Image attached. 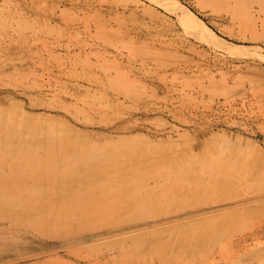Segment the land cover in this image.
I'll list each match as a JSON object with an SVG mask.
<instances>
[{"label": "rangeland", "instance_id": "374dc122", "mask_svg": "<svg viewBox=\"0 0 264 264\" xmlns=\"http://www.w3.org/2000/svg\"><path fill=\"white\" fill-rule=\"evenodd\" d=\"M262 7L0 0V264H264Z\"/></svg>", "mask_w": 264, "mask_h": 264}, {"label": "bare ground", "instance_id": "6f19581e", "mask_svg": "<svg viewBox=\"0 0 264 264\" xmlns=\"http://www.w3.org/2000/svg\"><path fill=\"white\" fill-rule=\"evenodd\" d=\"M262 10H264V7H262ZM2 114V115H1ZM0 114V122H1V126H0V154H4V155H14V154H18L20 153L21 151L19 150L21 145H16V144H8L6 142L7 139H13L16 137V135L14 134L15 131H19V132H22L23 131V124H24V121L20 119V122L17 123V121H13V117L12 115H10L8 112H1ZM42 129H39L37 131H40ZM27 134H28V137H31L32 136V133L34 134V136L36 135H46V136H49L50 138L54 139V138H58L59 136H56V135H51L50 133L48 134H45V133H42V132H36L35 130L34 131H28L26 129L25 131ZM27 142V141H26ZM54 147H59L65 151H67V147H65L64 145H55ZM69 153H70V156L69 159L72 158V154L74 153H71L72 150H74L73 148L69 149ZM8 183V180L6 179H1L0 180V190H3L4 187L6 184ZM58 198H56V201H57ZM78 205V203L76 204Z\"/></svg>", "mask_w": 264, "mask_h": 264}]
</instances>
